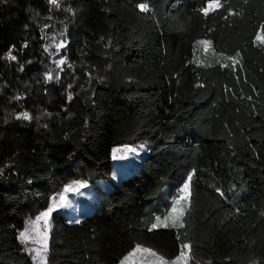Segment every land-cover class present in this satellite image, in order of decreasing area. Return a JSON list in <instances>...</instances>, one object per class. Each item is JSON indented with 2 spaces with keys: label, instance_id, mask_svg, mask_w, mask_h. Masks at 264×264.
<instances>
[{
  "label": "trees",
  "instance_id": "obj_1",
  "mask_svg": "<svg viewBox=\"0 0 264 264\" xmlns=\"http://www.w3.org/2000/svg\"><path fill=\"white\" fill-rule=\"evenodd\" d=\"M209 1L0 0V264H34L26 218L110 178L132 143L142 161L79 223L51 213L46 264H118L136 245L264 264V0ZM189 176L181 222H157Z\"/></svg>",
  "mask_w": 264,
  "mask_h": 264
},
{
  "label": "rangeland",
  "instance_id": "obj_2",
  "mask_svg": "<svg viewBox=\"0 0 264 264\" xmlns=\"http://www.w3.org/2000/svg\"><path fill=\"white\" fill-rule=\"evenodd\" d=\"M216 2V0L209 1L205 9H211L208 7L210 3L215 7L217 5ZM204 41L201 42L202 49L203 51H207L210 49V43L205 44L203 43ZM63 45V41L56 40H53L49 44L50 48H60ZM208 56H210L209 53L204 52L203 60L205 62L208 60ZM199 57H202L201 54ZM148 146L147 143L115 145L113 148L112 175L110 178L98 181L97 183H92L88 180H73L51 196L47 208L26 218L23 228L18 232V239L22 242V250L31 253L34 264H46L51 213L53 211L66 213L70 221H73L76 215L89 213L103 190L112 186L120 177L129 174L132 171L131 169L142 161L143 156L148 150ZM188 193L189 189L183 191L181 189L180 197L173 199L171 209L158 215L156 221L163 225H168L167 220L172 221L174 224L180 223L182 217L186 214L189 204V197L184 198L182 196H186ZM152 203L148 202L146 204L143 214L144 218L150 214ZM49 208H54V210L48 216H44L43 214ZM20 233H24V236L21 237ZM184 262V251L175 258H166L151 247L136 245L118 264H184Z\"/></svg>",
  "mask_w": 264,
  "mask_h": 264
},
{
  "label": "snow or ice",
  "instance_id": "obj_3",
  "mask_svg": "<svg viewBox=\"0 0 264 264\" xmlns=\"http://www.w3.org/2000/svg\"><path fill=\"white\" fill-rule=\"evenodd\" d=\"M217 2H218V0H217ZM139 7H140V9H141L142 11H147V10H148L146 4H141V5H139ZM208 7H209V8H212V7H213V4L210 3ZM203 11H205V13L207 12L206 9L203 10ZM203 43L208 44L209 42H208V41H204ZM9 58H10V59H13V60L15 59V57H14V56H11V55L9 56ZM59 63L63 64V63H64V60H60ZM48 79H51V76H49ZM69 98H70V97H69ZM23 117H24L25 119H31V117H30L27 113H24V114H23ZM17 118L19 119L20 117H17ZM190 181H191V176H189V177L187 178L186 183L183 185L182 191L188 189V187H189V182H190ZM220 194L223 195V193H220ZM53 210H54V208H49L48 211L45 212L43 215H44V216H48ZM157 219H159V218H157ZM75 222H76V223H79V220H76ZM154 227H155V225H154ZM20 236L23 237V236H24V233H20Z\"/></svg>",
  "mask_w": 264,
  "mask_h": 264
},
{
  "label": "crops",
  "instance_id": "obj_4",
  "mask_svg": "<svg viewBox=\"0 0 264 264\" xmlns=\"http://www.w3.org/2000/svg\"><path fill=\"white\" fill-rule=\"evenodd\" d=\"M81 217V215H76L75 217H74V220H77V219H79Z\"/></svg>",
  "mask_w": 264,
  "mask_h": 264
},
{
  "label": "water",
  "instance_id": "obj_5",
  "mask_svg": "<svg viewBox=\"0 0 264 264\" xmlns=\"http://www.w3.org/2000/svg\"><path fill=\"white\" fill-rule=\"evenodd\" d=\"M217 3V2H216ZM212 9V8H211ZM211 9H206L207 11H210Z\"/></svg>",
  "mask_w": 264,
  "mask_h": 264
}]
</instances>
